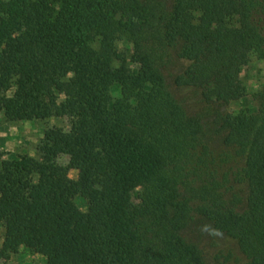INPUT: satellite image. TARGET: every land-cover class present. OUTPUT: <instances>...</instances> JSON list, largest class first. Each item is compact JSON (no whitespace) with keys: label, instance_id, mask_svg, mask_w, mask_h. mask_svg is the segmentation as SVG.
<instances>
[{"label":"trees","instance_id":"1","mask_svg":"<svg viewBox=\"0 0 264 264\" xmlns=\"http://www.w3.org/2000/svg\"><path fill=\"white\" fill-rule=\"evenodd\" d=\"M164 9L155 24L146 0H0V112L71 120L44 132L39 159L0 158V264L22 246L46 264H207L186 234L200 217L236 242L243 264H264V85L255 114L225 116L216 153L165 76L176 57L186 65L177 86L207 103L244 98L250 55L264 62V0Z\"/></svg>","mask_w":264,"mask_h":264},{"label":"rangeland","instance_id":"2","mask_svg":"<svg viewBox=\"0 0 264 264\" xmlns=\"http://www.w3.org/2000/svg\"><path fill=\"white\" fill-rule=\"evenodd\" d=\"M153 10L152 21L157 24L164 18V4L170 7L172 0H146ZM166 16V20L168 19ZM118 53L121 58L127 60L132 69H136L134 59V48L131 40L120 37L118 42ZM93 46L98 48V42ZM185 63L176 57L169 59L165 68V76L169 89L179 101L181 107L187 112L189 117L198 120L201 124L203 134L209 142L211 148L220 153L226 148L225 141L228 131L224 129V118L228 114H237L245 111L248 114H255L259 104L254 99V94L264 85V62L259 60L255 54H251L249 62L244 66L241 73V80L246 88L244 98L230 102H210L203 100L201 93L189 86H177L176 77L183 73ZM63 99V96L60 98ZM71 120L67 117H53L46 120L15 121L7 122L0 112V158H7L10 155L30 156L39 159L38 145L48 129L68 130ZM70 178L77 179L78 172L72 170ZM241 194L243 202L240 208L246 206V194L244 188L236 189ZM72 200L83 212L87 211V202L82 197L73 196ZM134 203H137L136 194L133 195ZM187 237L197 244L206 259L207 264H234L240 260L239 264L245 262L236 242L217 231L210 222L204 218H197L195 222L186 230ZM5 240V228L0 223V250ZM230 260V261H228ZM2 264H46L44 256L37 254L27 247L22 246L17 253H11L6 259H2ZM224 262V263H223Z\"/></svg>","mask_w":264,"mask_h":264}]
</instances>
